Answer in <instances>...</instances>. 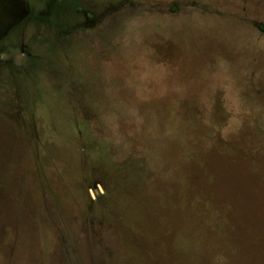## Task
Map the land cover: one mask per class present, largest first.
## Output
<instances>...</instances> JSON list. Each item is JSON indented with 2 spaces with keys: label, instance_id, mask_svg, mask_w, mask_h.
<instances>
[{
  "label": "rangeland",
  "instance_id": "1",
  "mask_svg": "<svg viewBox=\"0 0 264 264\" xmlns=\"http://www.w3.org/2000/svg\"><path fill=\"white\" fill-rule=\"evenodd\" d=\"M29 1L0 0V264H264V0Z\"/></svg>",
  "mask_w": 264,
  "mask_h": 264
},
{
  "label": "flooded vegetation",
  "instance_id": "2",
  "mask_svg": "<svg viewBox=\"0 0 264 264\" xmlns=\"http://www.w3.org/2000/svg\"><path fill=\"white\" fill-rule=\"evenodd\" d=\"M25 7H26V11L22 12L23 8H25ZM19 9L21 10V15L19 17V19H20L22 16L24 17L25 14L30 16V17L34 16V12L33 11L36 10V7L33 6V5H30V1L29 0H25V4L23 6L19 5ZM85 18H86L85 22L90 21V19H88L86 16H85ZM9 27H10V25L6 26L0 32V47H1L2 37L7 35ZM2 50H3V48H2Z\"/></svg>",
  "mask_w": 264,
  "mask_h": 264
}]
</instances>
